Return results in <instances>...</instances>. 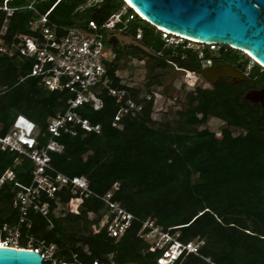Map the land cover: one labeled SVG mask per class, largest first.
Segmentation results:
<instances>
[{"label": "trees", "instance_id": "obj_1", "mask_svg": "<svg viewBox=\"0 0 264 264\" xmlns=\"http://www.w3.org/2000/svg\"><path fill=\"white\" fill-rule=\"evenodd\" d=\"M87 1L8 0L16 9L7 21L6 12H0V31L4 30L7 45L18 44V33H34L31 16L47 12L54 3L48 17L59 35L72 26L90 29L89 22L94 21L113 53L106 60L109 85L126 88L125 99L141 102L142 109L114 125L125 100L118 101L100 85L101 108L89 102L75 108L81 117L100 124V132L68 122L75 133L62 128L54 135L48 127L50 118L64 112L75 94L69 89L52 90L41 75H31L36 57L13 46V54L0 50V135L12 129L18 115L26 116L37 126V146L50 139L63 144L61 152H50L56 171L86 176L100 196L119 183L112 199L135 217L119 237L110 235L106 226L94 232L93 224L107 211L105 201L90 194L78 213L65 210L73 193L64 186L53 197L45 192L40 196L41 202L49 203V212L29 208L27 226L20 222L15 197L21 187L17 182L31 183L35 163L28 155L7 148L0 149V178L7 169L15 176L0 184V226L19 225L22 247H28L29 236L34 247L40 240L55 243L56 263L157 264L163 249L151 250L150 242L139 234L143 220L151 217L164 230L178 233L183 242L200 241L197 253L184 251L173 264H264V106L243 99L249 87L264 85V67L254 60L251 64V56L228 45L215 49L206 45L202 57L186 46L189 39L167 45L162 30L125 0ZM120 11L121 20L107 27L109 18ZM119 34L133 42L121 44ZM142 58V83H128L118 72L119 63L133 65ZM206 59L232 63L249 77L240 82L222 78L209 86L195 84L183 98L176 97L179 106L173 114L168 106L159 110L160 118L155 117L157 86L173 75L175 67L195 70ZM165 87L171 89V82ZM211 117L224 122L219 134L207 125ZM44 262L53 264L50 259Z\"/></svg>", "mask_w": 264, "mask_h": 264}, {"label": "built area", "instance_id": "obj_2", "mask_svg": "<svg viewBox=\"0 0 264 264\" xmlns=\"http://www.w3.org/2000/svg\"><path fill=\"white\" fill-rule=\"evenodd\" d=\"M54 5L55 3L45 13L37 11L31 16L29 23L34 33H18L16 36L19 40L18 44L13 42L11 46L7 45L3 37L4 30L1 29L0 31V50L13 54V46H15V49L20 50L22 54L35 56L36 60L30 72L31 75H41L45 84L52 90L69 89L75 94V96L68 99V108L64 112H58L50 118L49 130L54 135H59L62 128L75 133L74 126L68 125V122H71L72 125L80 124L82 128L88 131L100 132V124H92L89 119L81 117L75 111V108L84 102L91 103L95 109L101 108L103 106V100L99 95L101 86L107 87L109 93L115 96L118 101L122 102L125 100L115 115L114 125L124 115L135 114L141 110L143 107L141 102H137L131 97L125 99L128 94L126 88L109 85L110 79L107 73L106 60L112 58L113 53L111 49H107L104 35L98 31L96 23L90 21V29L72 26L59 35L54 25L50 24L48 17V13ZM14 9L16 7L10 6L8 0L0 2V12H6L5 21L8 20V16L13 13ZM122 13V11L114 13L105 25L110 28L113 27L117 21L121 20ZM161 30L162 37L167 45L175 46L184 43V36L172 33L166 29ZM189 41L197 43V46H191L188 43L186 46L197 50L200 57L203 56V50L206 45L213 49L219 45L190 39ZM140 61L143 64L144 59L142 58ZM211 62V59L204 61L205 64H210ZM182 69L187 72H196L190 68ZM121 76L123 77V75ZM154 93L156 104L160 93L157 91ZM148 97H150V94ZM161 109H163V106ZM21 119H24L25 124L27 122L30 125L25 130L20 122ZM37 132V126L32 120L24 115H18L12 129L5 135H0V149L17 150L28 155L35 163L31 183L22 185L17 182L21 187L17 190L15 197V205H18L21 210L20 222H27V226H30V221L27 220L29 208L48 214L49 203L47 201L41 202L40 200V196L44 192L47 196L53 197L56 191L62 187H69L73 196L63 208L74 213L79 212L80 204L84 197L90 194L100 196L92 191L86 176H69L56 171L52 167L50 152H61L64 146L55 139H50L41 147L37 146ZM14 176L13 170L7 169L0 178V184L7 178L13 179ZM118 188L119 183L116 182L105 195L100 196L106 203L107 211L99 222L93 224L94 232H98L102 227L106 226L110 235L119 237L125 232L135 217L119 201L112 199L114 191ZM21 232L19 225H9L7 223L1 225L0 245L22 247L20 245ZM139 234L150 242L151 250L163 249L157 264H173L184 251L197 253L200 245V241L197 239L188 242L181 241L177 238L178 233L173 234L169 230H164L151 217L143 220ZM33 243L34 238L29 236L28 247L25 248H32L40 252L44 260L50 259L53 260V264L56 263L54 255L57 246L55 243L47 244L44 240H40L37 247H34ZM94 264L102 263L95 260Z\"/></svg>", "mask_w": 264, "mask_h": 264}, {"label": "water", "instance_id": "obj_3", "mask_svg": "<svg viewBox=\"0 0 264 264\" xmlns=\"http://www.w3.org/2000/svg\"><path fill=\"white\" fill-rule=\"evenodd\" d=\"M125 1L159 29L190 40L228 45L247 53L264 66V0ZM195 71L211 84L223 76L229 77L232 82L247 79L242 69L228 62L202 66ZM252 95L264 105V87L254 89ZM0 264L45 262L42 254L32 248L0 245Z\"/></svg>", "mask_w": 264, "mask_h": 264}, {"label": "rangeland", "instance_id": "obj_4", "mask_svg": "<svg viewBox=\"0 0 264 264\" xmlns=\"http://www.w3.org/2000/svg\"><path fill=\"white\" fill-rule=\"evenodd\" d=\"M94 1H99V0H88L87 3L90 4ZM118 37H119V41L123 45H127L133 42V40L127 36L119 34ZM187 43L190 44L191 46H197V43L193 41H188ZM107 49H111L110 46H107ZM241 52L243 53V51ZM134 62L135 63L133 65H128L124 62H120L118 65V71L121 75H123V79L128 83L141 84L143 75L145 73V68L143 67L140 59H136ZM250 63L251 64L253 63V58ZM173 70H174L173 75L165 78L163 84L157 86L156 88V90L160 92V95L158 97V101L156 102L154 108L155 117L160 118V116L162 115L161 112L159 111L162 110L161 109L162 106L164 109L169 106V109L171 110V114H173L174 110L179 106L176 97L179 96L183 98L185 95V91L192 88L195 84H201L204 86L210 85V82H208L205 79V77L198 72H187L180 67H175ZM170 82L172 84V88L168 89L167 87H165V85L169 84ZM207 125L212 129L216 130L219 134L222 126L224 125V122L217 117H211ZM234 132L238 133L239 130H235ZM55 212L57 214L60 213V207L57 208Z\"/></svg>", "mask_w": 264, "mask_h": 264}, {"label": "flooded vegetation", "instance_id": "obj_5", "mask_svg": "<svg viewBox=\"0 0 264 264\" xmlns=\"http://www.w3.org/2000/svg\"><path fill=\"white\" fill-rule=\"evenodd\" d=\"M220 63H224V61L223 62H214V61H212L210 64H205L204 63V66H209V65H214V64H220ZM239 68V67H238ZM246 73V72H245ZM247 74V73H246ZM249 77V74H247V78ZM222 78H226V79H228V80H230V81H232L229 77H221L220 79H222ZM262 87H264V85H261V86H259V87H255V86H252V87H249L246 91H245V93L243 94V99L244 100H247V101H250L251 103H260L261 105H262V103H261V101H260V99H258L257 97H254V95H252V92H253V90L254 89H259V88H262ZM258 99V100H257ZM262 106H264V105H262ZM109 258L110 259H113V255L111 254L110 256H109ZM113 263L115 264V262L113 261ZM127 264H136L135 262H128Z\"/></svg>", "mask_w": 264, "mask_h": 264}, {"label": "bare ground", "instance_id": "obj_6", "mask_svg": "<svg viewBox=\"0 0 264 264\" xmlns=\"http://www.w3.org/2000/svg\"><path fill=\"white\" fill-rule=\"evenodd\" d=\"M129 3H130V2H129ZM20 122L22 123V126H23L24 130H25L27 127L30 126L27 122H26V124H25L24 119H21ZM24 124H25V125H24Z\"/></svg>", "mask_w": 264, "mask_h": 264}, {"label": "clouds", "instance_id": "obj_7", "mask_svg": "<svg viewBox=\"0 0 264 264\" xmlns=\"http://www.w3.org/2000/svg\"><path fill=\"white\" fill-rule=\"evenodd\" d=\"M135 10V9H134ZM187 39V38H186ZM250 56V55H249ZM253 58V57H252ZM253 60H255L254 58H253ZM256 61V60H255ZM257 62V61H256ZM259 63V62H258ZM260 64V63H259ZM263 66V65H262ZM264 67V66H263Z\"/></svg>", "mask_w": 264, "mask_h": 264}]
</instances>
